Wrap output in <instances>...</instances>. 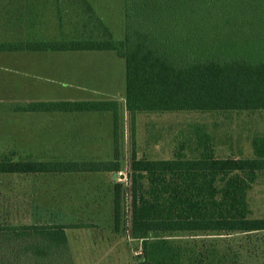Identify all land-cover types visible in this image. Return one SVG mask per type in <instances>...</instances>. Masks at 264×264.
<instances>
[{
    "label": "trees",
    "instance_id": "trees-1",
    "mask_svg": "<svg viewBox=\"0 0 264 264\" xmlns=\"http://www.w3.org/2000/svg\"><path fill=\"white\" fill-rule=\"evenodd\" d=\"M59 4L61 0H53ZM84 12L93 17L84 1ZM83 6V5H82ZM124 35L100 40L0 41V53L111 51L124 61V110L134 133L141 115L264 114V0H123ZM18 19V18H17ZM16 110L108 113L113 159L32 161L0 159V175H61L120 171L116 100L40 101ZM188 147L190 155H185ZM264 174V134L251 155L217 157L212 139L197 133L170 159L134 150L127 165L129 237L137 264H238L214 245L187 244L179 234L264 231L251 193ZM122 184L114 185L113 223L121 224ZM68 225H0V264H73Z\"/></svg>",
    "mask_w": 264,
    "mask_h": 264
},
{
    "label": "rangeland",
    "instance_id": "rangeland-1",
    "mask_svg": "<svg viewBox=\"0 0 264 264\" xmlns=\"http://www.w3.org/2000/svg\"><path fill=\"white\" fill-rule=\"evenodd\" d=\"M82 1L92 8V18ZM107 34L123 38V0H0V41L100 40ZM123 95L124 61L111 51L0 53V159H113L110 114L36 113L17 107L40 101L116 100L120 116L118 173L0 175V225H68L73 264H137L127 201L132 150L139 158L170 159L182 144L192 146L199 132L211 137L217 157H245L251 155L252 138L264 134L261 113L141 115L132 133ZM183 150L191 154L188 147ZM116 183L122 184L118 230L113 223ZM250 197L253 216L264 217V174ZM171 239L214 245L217 252L234 255L238 264H264V231Z\"/></svg>",
    "mask_w": 264,
    "mask_h": 264
},
{
    "label": "water",
    "instance_id": "water-1",
    "mask_svg": "<svg viewBox=\"0 0 264 264\" xmlns=\"http://www.w3.org/2000/svg\"><path fill=\"white\" fill-rule=\"evenodd\" d=\"M113 178H115V175L113 176Z\"/></svg>",
    "mask_w": 264,
    "mask_h": 264
}]
</instances>
